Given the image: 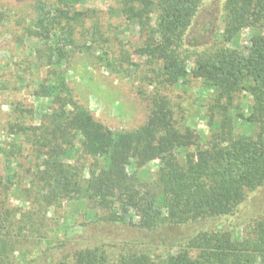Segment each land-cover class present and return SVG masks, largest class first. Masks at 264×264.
Instances as JSON below:
<instances>
[{"label": "trees", "instance_id": "obj_1", "mask_svg": "<svg viewBox=\"0 0 264 264\" xmlns=\"http://www.w3.org/2000/svg\"><path fill=\"white\" fill-rule=\"evenodd\" d=\"M53 1L51 20L39 0L25 30L42 42L35 66L48 71L32 93L47 100V109L40 115L17 104L8 125L18 145L1 154L0 264H8L18 242L17 235L8 236L12 226L21 230V222L28 221L29 233L38 232L28 214L15 219L19 212L8 209V197L18 188L46 208L85 202L94 213L85 215V226L102 222L172 232L236 213L248 194L264 185V0H223L221 42L201 52L189 50L186 38L206 0H122L126 23L138 27L140 44L133 55L146 59L156 85L147 98L146 122L123 132L96 121L73 98L63 66L85 12L74 10L82 0ZM246 30L247 47L230 48ZM103 55L99 59L109 67ZM189 83L209 93L205 132L181 125L176 116L183 118L184 111L165 94ZM27 116L39 117V124H27ZM21 144L35 160L27 190L10 162ZM227 226L194 233L174 253L141 237L114 260L104 245H96L57 264H264V216L249 224L242 238Z\"/></svg>", "mask_w": 264, "mask_h": 264}, {"label": "rangeland", "instance_id": "obj_2", "mask_svg": "<svg viewBox=\"0 0 264 264\" xmlns=\"http://www.w3.org/2000/svg\"><path fill=\"white\" fill-rule=\"evenodd\" d=\"M39 0H0V178L5 167L2 149L18 145V141L8 132V125L17 114L14 107L32 108L40 115L47 109L46 99H36L33 90L38 80L46 78L47 69H36L35 50L42 42L35 36H28L25 30L36 17ZM46 17H53V0H41ZM122 0H82L74 9L85 12L82 25L77 27L73 42L75 47L67 55L63 69L67 85L73 98L84 106L96 121L115 132L131 131L142 126L149 114L148 96L155 88L154 74L145 58L133 55L140 44L138 27L127 24L121 13ZM223 0H206L199 11L194 27L186 38L189 50L201 52L221 42L219 34L223 29L220 8ZM218 35V37H217ZM251 32L246 30L239 37L238 45L247 47ZM196 43V44H195ZM63 44V43H62ZM110 62L105 67L99 57ZM135 64V65H134ZM192 66L188 63V67ZM199 84L189 83L177 90L168 89L165 94L178 103L177 120L198 132H205L204 109L209 93L200 91ZM203 92V93H202ZM247 103L242 113L247 115ZM27 124H39V117L26 118ZM16 142V143H15ZM19 173L21 186L29 187V170L35 162L26 145L16 148L10 161ZM151 174L155 164L148 167ZM29 196V197H28ZM8 209L17 210L18 215L28 217L38 228L37 233H29L31 224L21 222L8 231V236L17 235L8 264H57L59 260L80 250L96 245H104L111 259L129 249L132 243L140 244L145 237L158 248H169L177 252L183 244L198 231L232 225L234 234L245 237L249 224L264 216V185L249 193L239 210L231 216L210 219L178 227L176 231L142 232L126 225H109L88 222L85 215H92V207L83 201L64 202L60 206L46 208L31 199L19 188L8 197ZM27 217V219H28ZM72 227L71 231L64 230ZM23 236V237H21ZM127 243V244H126ZM195 255V252L192 253Z\"/></svg>", "mask_w": 264, "mask_h": 264}]
</instances>
